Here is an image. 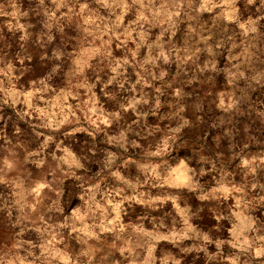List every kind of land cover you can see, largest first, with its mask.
Masks as SVG:
<instances>
[{
  "label": "rangeland",
  "instance_id": "1",
  "mask_svg": "<svg viewBox=\"0 0 264 264\" xmlns=\"http://www.w3.org/2000/svg\"><path fill=\"white\" fill-rule=\"evenodd\" d=\"M0 264H264V0H0Z\"/></svg>",
  "mask_w": 264,
  "mask_h": 264
}]
</instances>
